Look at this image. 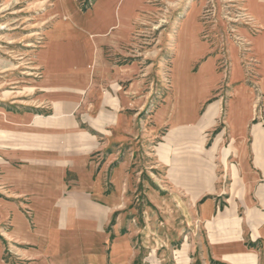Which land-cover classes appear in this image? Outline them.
I'll return each mask as SVG.
<instances>
[{
    "label": "crops",
    "instance_id": "obj_1",
    "mask_svg": "<svg viewBox=\"0 0 264 264\" xmlns=\"http://www.w3.org/2000/svg\"><path fill=\"white\" fill-rule=\"evenodd\" d=\"M66 2L72 5L41 54L44 112L14 114L12 130L0 137V192L11 196L0 197V264H10L5 254L12 264H134L137 254L142 264H264V30L250 37L245 55L231 41L238 60L233 63L229 48L227 69H220L219 55L194 73L193 62L212 50L199 36L205 51L186 67L195 75L208 64L207 93L178 94L171 81L172 99L147 116L151 122H139L147 97L128 103L143 79L132 80L134 65L107 63L103 44L110 40L117 48L128 42L142 0H96L85 12ZM128 73L127 89L118 83L111 97L100 93L103 81L120 82ZM223 89L225 101L209 104L203 118L200 103ZM110 113L115 115L110 135L95 139L87 130H104L107 126L97 128V118ZM220 115L225 128L208 141V168L196 171L191 167L196 155L182 157L179 146L195 140V133H187L191 128L202 120L214 126ZM165 126L171 137L147 139ZM139 133L144 146L139 161H154L175 179L168 193L145 191L137 253L130 236L108 234L102 225L110 211L122 207L124 193L132 192L130 173L145 171L120 159L122 146L132 149ZM104 149L108 156L97 166L92 156ZM146 165L150 173L156 166ZM104 173H111L110 191ZM5 242L14 247L7 253Z\"/></svg>",
    "mask_w": 264,
    "mask_h": 264
},
{
    "label": "rangeland",
    "instance_id": "obj_2",
    "mask_svg": "<svg viewBox=\"0 0 264 264\" xmlns=\"http://www.w3.org/2000/svg\"><path fill=\"white\" fill-rule=\"evenodd\" d=\"M72 2L82 12H85L92 8L96 0H72ZM260 3L261 1H259ZM70 4L71 2H66V0H0V131H3L0 133V137L8 135V131L12 130L11 123L16 121L14 114L27 115L28 113L42 114L44 112L42 97L46 67L42 65L41 54L50 45L53 31L64 20L63 10L69 8ZM140 7V11L133 19V32L128 42L116 48L115 44H111L109 40L103 44L104 51L102 50L107 63L120 64L125 67L134 65L136 71L132 75V80L143 79L140 83L141 88L135 91L128 103L130 107L139 103L132 101L140 95L147 97L145 111L140 113L137 118L139 122H151L152 118L147 116L152 115L157 107L164 103L167 104L172 99V82L175 84V92L178 94L207 93L208 85H204L208 80V64L195 75L186 67L191 65L196 56L205 51V46L200 42V39L210 43L212 50L209 54L207 51L193 62L190 70L194 73L200 69L202 64L208 62V58L219 55L222 59L219 58L218 65H223L220 69H227L230 64L228 61L230 59L229 48L233 63L238 60L232 42H235L241 48L242 54L245 55L248 53L245 49L250 47L247 44L250 37L257 35L261 28L264 30V20L260 16L262 13L256 6L253 8L250 0H142ZM252 13L257 19L253 18ZM187 23H190L195 29V41L192 47L186 46L181 37L183 26ZM256 57L250 55V58H255V61L258 62ZM255 61L249 62L257 63ZM86 67L92 70L91 65ZM129 77L130 73L120 82L106 79L102 82L104 85L101 86L100 93L111 97L118 83L120 90L127 89L130 84ZM221 92L217 91L209 100L207 96L200 103L198 111L203 118L208 117L209 104L220 99L225 101L227 92L225 89H223V93ZM258 113H262L261 107L258 108ZM223 116L220 115L217 123L209 128L208 121L202 120L199 125L191 128V132H187L189 135L195 133L196 136L192 137L195 140L186 141L184 146H179L182 157L189 154L196 155L195 159L191 161V167L196 171L208 168L205 158L208 153V141H214L224 130ZM114 118L113 113L106 116L102 114L99 119L97 118V123L100 126L97 128L107 127L101 131L88 129L87 132L95 139H100V136L107 138L110 135L111 123ZM168 130L169 126H165L158 134L147 139L150 142H161L172 136L168 134ZM140 135L139 133L138 137L132 138V141L136 143L132 145V149H129L128 144L122 146L120 159L126 157L130 161V168H138L139 172L142 167L145 171L130 173L132 192L124 193L123 198L119 199L122 207L116 211H110L108 219L102 225V231L108 234L130 236L133 248L137 253L140 252L142 244L141 208L148 200L145 191L148 188H158L161 195L168 193L173 190L172 185L175 179L173 173H164L162 166H157L154 161H149L147 165L144 157L141 162L139 161L140 154L142 152L144 154V146L142 142H139ZM108 153V149L94 153L92 157L97 160V166L107 158ZM145 165L147 167L156 166L152 169L148 168L150 173L147 172ZM202 174L196 173L197 178H200ZM110 175L111 173H104L106 191L113 188ZM0 197L8 200L11 196L8 192H0ZM207 198L208 195L201 198V201ZM5 230L7 231V228ZM4 248L7 253L14 247L5 242ZM5 258L12 264L7 254H5ZM135 260L134 264H142L140 254H137Z\"/></svg>",
    "mask_w": 264,
    "mask_h": 264
},
{
    "label": "bare ground",
    "instance_id": "obj_3",
    "mask_svg": "<svg viewBox=\"0 0 264 264\" xmlns=\"http://www.w3.org/2000/svg\"><path fill=\"white\" fill-rule=\"evenodd\" d=\"M251 1V5L253 6V8H255V6L260 9V13H262V19L264 20V4L263 2H261L259 4V0H250ZM257 16H259L258 13H256ZM194 27L191 26L190 23H187V24H184L183 26V30H182V34H181V37H182V41L183 43L186 45V46H190L192 47V45L194 44V36H195V31H194ZM261 51L264 55V42L263 44L261 45ZM262 56V55H261ZM260 57V56H259ZM264 59V58H263ZM263 61V60H262ZM264 65V64H263Z\"/></svg>",
    "mask_w": 264,
    "mask_h": 264
}]
</instances>
